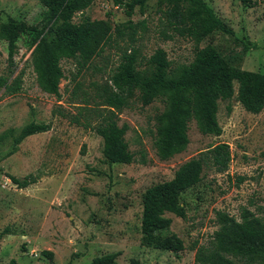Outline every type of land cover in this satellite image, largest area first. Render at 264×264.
Segmentation results:
<instances>
[{
    "label": "rangeland",
    "instance_id": "1",
    "mask_svg": "<svg viewBox=\"0 0 264 264\" xmlns=\"http://www.w3.org/2000/svg\"><path fill=\"white\" fill-rule=\"evenodd\" d=\"M204 1L231 34L219 28L203 36L179 34L164 19L167 0H146L143 8L134 7L131 16L114 0H93L83 13L75 12L72 21H102L111 37L100 41L80 73L72 58H60L63 77L56 97L41 84L35 47L43 36L46 44L53 39L60 20L54 22L43 0H0V34L1 25L12 21H24L42 32L36 41L28 31L19 35L11 73L7 43L0 35V75L11 80L22 73L18 93L0 90V232L4 228L10 232L0 238V264H9L11 258L17 264H92L96 257L110 253H117V264L131 260L194 264V244L209 240L217 228L218 212L240 220L243 208L256 214L263 211L264 107L252 113L242 101L264 91V0ZM128 19L145 22V29L137 27L134 38L115 29ZM206 46L240 69L233 97L218 103L216 118L222 133H202L192 117L188 144L168 159L158 157L154 144L155 117L167 104L163 95L143 105L136 89L119 112L118 123L127 126L125 140L134 153L131 163H109L99 135L52 114L53 108L76 112L77 107L69 103L73 98L94 105L98 88L116 70L126 50L135 49L136 70L149 76V59L163 49L169 61L167 75L174 77L189 65L198 48ZM31 121L48 122L50 128L26 137L13 150L14 138ZM219 142L229 145L228 169L217 173L205 168L201 179L179 194L185 219L165 213L184 248L174 252L144 245L141 217L147 189L171 179L180 164ZM9 174H34L38 181L18 188Z\"/></svg>",
    "mask_w": 264,
    "mask_h": 264
},
{
    "label": "trees",
    "instance_id": "2",
    "mask_svg": "<svg viewBox=\"0 0 264 264\" xmlns=\"http://www.w3.org/2000/svg\"><path fill=\"white\" fill-rule=\"evenodd\" d=\"M49 15L57 23L54 37L46 44L44 36L36 49L38 70L43 87L60 97L59 80L63 70L59 65L60 58H72L80 73L100 41L108 40V28L102 21L84 19L73 22L75 12L83 13L93 0H43ZM124 6L125 13L131 16L134 7L143 8L146 0H114ZM250 3V0H242ZM163 10L168 25L179 34L203 36L214 28L231 34L217 18L212 8L204 0H167ZM1 36L7 43V64L9 72L15 66V45L19 35L30 32L36 38L42 34L34 26L26 22H8L1 25ZM53 27V26H52ZM139 29H145L143 20L133 23L128 19L116 26L117 34L128 31L134 38ZM44 42V44H43ZM248 49L247 46L244 50ZM137 56L135 49L124 51L116 70L101 85L96 94L94 105L69 102L76 106L72 113L62 108H53V115H60L69 121L94 131L102 138V153L109 163H131L134 153L129 150L125 140L127 126L120 125L119 112L128 105L134 90L139 91V99L143 105L153 101L155 97H166V108L155 117V140L157 155L165 160L181 152L189 142L187 136L188 122L196 119L199 130L204 134L220 135L222 128L218 124L216 113L219 101H229L234 95V80L239 78L240 69L233 66L223 55L211 46L198 48L195 57L184 66L177 76L169 77L167 69L169 61L165 51L158 48L149 59L152 73L144 76L135 68ZM21 72L9 80L8 76L0 75V90L6 94H16L21 90ZM244 108L252 113L260 112L264 107V91L247 96L242 101ZM50 123L31 121L25 124L14 138L13 150L26 137L49 130ZM264 156V154H263ZM231 160L229 145L219 142L200 151L178 166L171 179L151 186L143 195L141 217V241L144 245L174 252L181 251L182 240L170 230L171 219L165 217L166 212L174 213L185 219L186 211L178 201L179 194L197 183L205 168L217 173L225 172ZM18 187L25 188L38 181L34 174L17 177L8 175ZM240 220L227 213L216 215L217 228L204 244H194V264H264V208L256 214L243 208ZM8 228L0 232V238L9 234ZM46 255L51 252L42 251ZM116 254L110 253L93 259L92 264H117ZM9 264H17L14 258ZM130 264H144L131 260Z\"/></svg>",
    "mask_w": 264,
    "mask_h": 264
}]
</instances>
